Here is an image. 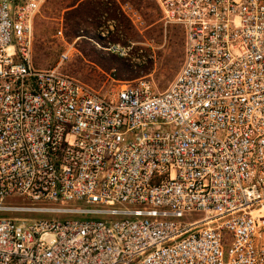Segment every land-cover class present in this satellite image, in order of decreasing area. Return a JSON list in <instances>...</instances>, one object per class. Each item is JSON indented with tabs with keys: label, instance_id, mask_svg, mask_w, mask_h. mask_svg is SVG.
<instances>
[{
	"label": "built area",
	"instance_id": "built-area-1",
	"mask_svg": "<svg viewBox=\"0 0 264 264\" xmlns=\"http://www.w3.org/2000/svg\"><path fill=\"white\" fill-rule=\"evenodd\" d=\"M152 1L182 37L160 93L36 69L45 0H0V264H264V0Z\"/></svg>",
	"mask_w": 264,
	"mask_h": 264
},
{
	"label": "rangeland",
	"instance_id": "rangeland-1",
	"mask_svg": "<svg viewBox=\"0 0 264 264\" xmlns=\"http://www.w3.org/2000/svg\"><path fill=\"white\" fill-rule=\"evenodd\" d=\"M87 2L89 7L98 2L99 9H76ZM58 30L61 37L56 34ZM112 45L122 48L123 55L104 50ZM31 46L33 67L50 69L58 55L67 51L68 59L61 72L101 93L139 79L153 93H160L179 68L182 37L177 26L164 25L152 0H45L32 22ZM8 202L21 204L18 198ZM199 217L191 213L181 221ZM260 238L264 243V230ZM221 240L225 253L230 237L222 233Z\"/></svg>",
	"mask_w": 264,
	"mask_h": 264
},
{
	"label": "trees",
	"instance_id": "trees-1",
	"mask_svg": "<svg viewBox=\"0 0 264 264\" xmlns=\"http://www.w3.org/2000/svg\"><path fill=\"white\" fill-rule=\"evenodd\" d=\"M98 4V2H95V5L93 6V5H91V7H89L88 6V2L87 3H85V4H81V5H79L76 9H78V8H80L81 6H83L84 8L83 9H85V10H92V9H99V4ZM81 9V8H80Z\"/></svg>",
	"mask_w": 264,
	"mask_h": 264
}]
</instances>
